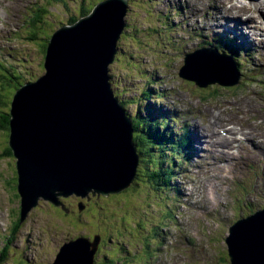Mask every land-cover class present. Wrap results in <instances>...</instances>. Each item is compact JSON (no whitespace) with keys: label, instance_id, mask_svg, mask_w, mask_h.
Masks as SVG:
<instances>
[{"label":"rangeland","instance_id":"1","mask_svg":"<svg viewBox=\"0 0 264 264\" xmlns=\"http://www.w3.org/2000/svg\"><path fill=\"white\" fill-rule=\"evenodd\" d=\"M101 1L11 0L8 9H11L12 17L10 15L8 19L5 18L7 10L5 13L0 9V29L7 27V31L0 35V64L6 70L0 68L2 126L6 120L2 113L9 114L10 101L16 89L45 72L42 64L45 53L41 46L44 39H49L61 26L71 25L69 21L72 18L78 20L81 14L88 11L89 14ZM124 1L125 27L117 41L114 61L109 66L111 87L131 118L150 114L160 122L163 117L167 120L165 125L176 135L174 145L178 154H172L174 147L167 144L156 149L171 160V164H162L163 167L172 166L171 178L163 189L159 188L161 185L152 184L147 171L142 168L144 161L139 154L137 174L130 187L105 196H90L89 200L94 203L92 210L78 220L40 199L26 218L18 222L20 197L16 190L15 157L8 144L9 131L0 126L2 264H51L63 242L77 235L91 238L96 234L101 241L93 257L94 264H228V257L227 260L224 257V238L228 235V228L237 219L264 207V196L255 195L256 191L264 192V172L258 173V167H248L239 159L231 173L227 170L220 172L226 177L230 175L220 184L221 179L213 173L210 174L215 178L211 179V175L204 177L194 173L195 168L196 171H205V166L214 168L206 163L208 157L203 148L193 158V153L183 149L184 146L177 141L185 131L199 134L198 124L203 126V133L208 136L212 133L218 140L215 131H228L231 128L227 125L229 120L244 126L242 134L252 130L247 128L248 125L257 128L260 125L257 134L264 136V48H257L256 42L248 44L254 45L252 50L241 44L237 47L231 44L234 48L240 47L233 53L239 62V77L234 84H222L232 80L226 78L222 83L200 86L181 78L178 70L184 54L201 46L199 41L202 40L195 46L187 43L198 34L201 36L199 26L203 29L208 24L205 21L194 23L192 19H185V15L191 11L194 18L200 12L202 20L204 11L200 5L205 4V0ZM34 5L38 10L37 19L32 21L35 14H31L27 25L21 27L19 20ZM83 10L85 12L81 13ZM239 11L240 7L236 9ZM244 13L242 11L235 16L248 17ZM257 13L264 14L263 11ZM236 20L238 25L235 28L238 29L243 23ZM220 25L219 18L215 25L208 27L218 29L219 26V31L226 33V27ZM214 33L211 36L213 45L216 42L218 46V38L232 43L216 30ZM213 36L215 42L212 41ZM148 103L153 106L151 111ZM259 108L261 113L256 114ZM212 113L218 117L213 119ZM212 121L216 123L209 126ZM40 123L43 125V121ZM237 123L234 124L239 128ZM235 147L240 151L238 141ZM9 150L11 155L6 157L3 153L8 154ZM230 157L220 155L223 162ZM259 157L260 166L264 167V154ZM173 158L177 162L173 163ZM147 165L150 168L149 162ZM245 169L249 170V175ZM199 194L204 196L202 199L214 198L199 201ZM249 195L252 197L250 201H258L256 207L254 203L248 207ZM123 254H127L125 258Z\"/></svg>","mask_w":264,"mask_h":264},{"label":"water","instance_id":"2","mask_svg":"<svg viewBox=\"0 0 264 264\" xmlns=\"http://www.w3.org/2000/svg\"><path fill=\"white\" fill-rule=\"evenodd\" d=\"M108 1L99 2L88 15L58 30L70 29L82 21L93 20L97 10ZM118 1L124 10L122 23L118 26L120 30L108 42H113L115 46L125 27V1ZM55 32L46 46L43 61L45 74L35 82L17 89L10 103L8 144L15 157L16 190L20 197L19 222L26 218L40 199L59 205V197L74 195L89 199L90 196H105L130 187L140 160L133 140L132 118L111 88L109 66L117 50L110 44L106 50L93 45L95 52L82 49L76 57L79 46L73 43L74 37L62 35L63 41H59ZM207 49L184 55L183 65L178 72L181 78L200 86L208 84L197 83L193 77L184 74L188 59ZM97 51L100 52L99 58L95 54ZM80 58L91 63L94 71L87 68L82 75ZM57 68L63 79L60 84H68L69 91L75 89L81 93L80 99L75 95L74 100L71 99L73 102L69 100L67 90L61 93L60 100H54L51 85ZM47 81L50 87L44 85ZM94 90L104 91V94L96 97ZM16 96L23 107H14ZM83 207L79 204V210ZM99 242L98 234L92 239L78 236L65 241L59 246L51 264H93ZM224 242L228 264H264V207L237 219L228 228Z\"/></svg>","mask_w":264,"mask_h":264},{"label":"bare ground","instance_id":"3","mask_svg":"<svg viewBox=\"0 0 264 264\" xmlns=\"http://www.w3.org/2000/svg\"><path fill=\"white\" fill-rule=\"evenodd\" d=\"M10 1L11 0H5V1L0 2V9H2L5 13L7 10V13H6L7 17H5L6 19H8V16H10V15L12 17V11H11V9H8ZM230 5H233L232 8H230ZM19 6H20V4H19ZM200 7L204 11V13L202 15V20H201V13L200 12H198L197 15L194 18H192L191 14H190L191 11L188 15H185V19H192L194 23H201L202 21H205L208 23L207 28L202 29V27L199 26L198 28H200L202 30V31H199L201 36H199V34H198L197 35L198 37H196L197 41L194 42V40L196 39L195 38L193 41L188 42L187 45L188 46H195V45H197L199 40H202V41H199V44L201 46L196 47L192 51L205 49V48H209V49L202 50L201 53L192 55L188 59V61L186 62L184 74L188 77H190V76L193 77L195 82L203 84V85L210 83V82L222 83L224 80H226V78H229V79L232 78V80L228 79L229 80L228 82L234 83L236 81V79L239 77V75H238L239 74L238 59L236 58V55L233 54V52H222L216 46L213 45V43L211 42V36L213 34H215L214 33L215 30L220 35L222 34V31H219V26L217 27L218 29H214V27L210 28L208 26H211V24L215 25L217 20L220 18L221 19V25L220 26H225L227 29V30H224V31H226V33L222 34V36L229 38L232 42H234L235 46L241 44V46L244 45L245 48L252 50V49H254V45H248V44H254V42H256L259 45V46H256L257 48H259L260 46H262L264 48V14L257 13V12H261V11L264 12V0H205V4H201ZM238 7H240V10L241 9H247V10H250L252 12L257 13V15L256 14H250V15H248V17L243 18L242 21H243L244 25L241 28L236 29L235 26L238 25V21L235 18L231 17V14L232 15L234 13L239 14L240 12H236V9ZM205 9H208L209 11H206ZM123 11L124 10H123V7L121 6L120 1L110 0V1L102 4V6L97 10V12H96L97 14L94 15L93 20L82 21L80 24H78L77 26H74L70 29L58 30L59 29L58 28L56 30V32H57L56 36H57L59 41H63V38L61 37L62 35L67 36L68 38L74 37V39H72L73 43L76 44L77 46H79L77 54H75L76 57L79 55V53L82 49L83 50H92V51L96 50L95 48L105 49L108 44H110L112 47L115 48V50H117V46H115V44L113 42H110V43H108V42H109V40L110 41L112 40V37L114 36L116 31L120 30L118 28V26L120 25V23H122L121 22V15H122ZM228 13H230V15H228ZM240 18H239V20H240ZM257 18L262 20L263 24H261L260 23L261 21L257 20ZM6 31H7V27L0 29V35H1V33L6 32ZM49 39H48V43H49ZM64 41H66V40H64ZM212 41L215 42L214 36L212 37ZM75 42H77V43H75ZM223 42H225V40ZM48 43H47V45H48ZM93 45L96 47L94 48ZM204 45H207V46H204ZM68 49L69 48H66V50H68ZM51 50H52V46L50 48V51ZM192 51H190V52H192ZM48 52H49V50H48ZM190 52H188V53H190ZM95 54L98 55V54H100V52L97 51V53H95ZM95 54H93V55L95 56ZM97 57L99 58V55ZM192 58L197 60V62L194 61ZM48 59H49V57H48ZM79 60L82 63L81 64L82 65L81 73L82 72L84 73L87 68L94 71L91 63L86 62L87 60L86 61L82 60V58H80ZM43 61H44V58L42 60V64H43ZM93 61H91V62H93ZM183 61H184V59H183ZM98 64L100 66V63H98ZM205 64H206V66L202 67ZM47 65L51 66V64H49V63H47ZM182 65H183V63H182ZM182 65L180 66V68L182 67ZM100 68H101V66H100ZM180 68H179V70H180ZM53 70H54V67H53ZM179 70H178V72H179ZM83 73H82V75H83ZM44 74H45V72H44ZM234 75L236 77L235 79H233ZM40 76H42V75H40ZM53 77H54V80L52 82L51 87L53 88V91H54L53 96H54V100L56 101V100H60V98H62L61 93L66 92L69 89L70 85L66 84L65 86H62L60 84L63 79H62L61 73H60L58 68L55 70V76H53ZM36 80L26 82L25 84L35 82ZM44 83H43L44 85L50 87V83L48 81L44 82ZM25 84H23V85H25ZM23 85H21V86H23ZM20 87H18V89ZM90 89H92V88H90ZM93 92H95L96 97H100V96L102 97V95L104 94V91H99V90H94ZM80 94L81 93H77L75 89H73L71 91H69V90L67 91V96L69 97V100H71V99L74 100L73 97L75 95H78V98L80 99L81 98L79 96ZM73 100H71V101L73 102ZM11 102H12V100H11ZM20 102H21L20 98L18 96H16V98L13 101L14 107L15 108L23 107V105L20 104ZM31 103H32V101H30V107L29 108L32 107ZM67 103H69V102H67ZM253 106H255V105H253ZM61 107L62 106L60 104L59 108H61ZM59 108L57 107V110ZM230 110H231V108H230ZM201 111H203V110L201 109ZM256 112H257L256 114L261 113V109L260 108L257 109ZM239 114L240 113H238V115ZM70 115H71V113H70ZM211 117L214 119V118L218 117V114L212 113ZM60 118H61V116H60ZM215 123L216 122L212 121L208 125L212 126ZM234 123H237V122L229 120V123H227V125L229 124L231 126V128H228V131L226 129H224L225 133H222L220 131L219 132L215 131L218 140L214 137V135L212 133H210L209 136L206 135L205 133H203L204 128L200 124H198L199 134H197V133L193 134V133H191V131H189L190 137L192 139V145L189 149H187V151L192 152L193 158H194L195 155L200 153V151L202 150L201 148H204V151L206 152V156L208 157V161L206 160V163L209 165H212V167H214L212 169L211 167L205 166L206 167L205 171H196V168H195V170H194L195 174L203 175L205 177L206 175H211L210 173H213L216 177L221 179L220 184H223V182H225L230 175L228 177H226V175H222V174H220V172L227 170V173H231V168H233V170L236 169V167H234V165L239 162L238 161L239 159H242L241 163L242 164H243V162L246 163V165L248 167H251V168H253L254 166L258 167V173L260 171L264 172V167L260 166L261 159L259 157L262 154H264V136H259L257 134L258 128L261 126L259 125V127L257 128V126L248 125L247 128H251L252 130L248 134H242L241 132H242V128L244 126H241L239 123H237V124H239V128H237L235 126L236 124H234ZM246 124H248V123H246ZM236 141H238L240 144V147H241L240 151H239V149H236V147H235ZM225 154H227L228 156H231V157L229 158V160L223 162L220 158V155L225 156ZM171 155L172 154H170V156ZM203 159H205V157ZM104 161H105V159H104ZM112 161H113V158H112ZM112 163L114 165V162H112ZM113 165L111 167H113ZM245 173L249 175V170L245 169ZM211 178H215V177L213 175H211V177L209 179H211ZM258 189L259 188L255 189V190H258ZM214 195L217 197L216 189H215ZM255 195L263 197L264 192L256 191ZM248 197H249V199H248L249 207H250V203H254L255 207H256V205L258 204V201L257 200L250 201V198H252L251 195H249ZM213 198L214 197L205 198L202 200H209L210 201ZM253 208L254 207H251V209H253ZM77 237L78 236H75V238H77ZM262 249L264 251V246Z\"/></svg>","mask_w":264,"mask_h":264},{"label":"trees","instance_id":"4","mask_svg":"<svg viewBox=\"0 0 264 264\" xmlns=\"http://www.w3.org/2000/svg\"><path fill=\"white\" fill-rule=\"evenodd\" d=\"M36 8H37V6L34 5V6L29 7L28 10L25 11V14L19 20L21 25H22L21 27H24L27 25V20H28L27 18H30L31 14H35V17L32 18V21H35L37 19L38 13H36V12H38V10ZM83 12H85V11L83 10L81 13H83ZM88 12L81 14L80 17L85 16L86 14H88ZM76 20H77V18H72L69 21V24L74 23ZM47 42H48V39H44V41L41 44L43 53H45V51H46ZM225 45L230 47V44L227 43L226 41H225ZM231 51H229V52H231ZM232 52L236 53L237 51H232ZM0 68L5 70L4 66L2 64H0ZM12 98H13V95H12ZM12 98H11V100H12ZM10 103H11V101H10ZM152 107L153 106H151L150 103H148V110L149 111L152 110ZM125 112H126V110H125ZM6 113H4V112L2 113L4 115H6L5 124L3 126L0 124V126L2 128L8 129L9 114H6ZM166 121L167 120H165V117H163L162 122L155 120L153 117H151L150 114H147L144 117L138 115V116L132 118V123H133V127H134V134H135L133 140H134V143L137 147L138 154H140V156L142 155V160L144 161V166H142V168H143V170L147 171L148 180L150 182H152V184L161 185V187H159L161 189H163L165 187V185L169 182V180L171 178L172 166H170V167H163L162 166V164L166 163V162L171 164V160L168 157L166 158V156H168V155L161 154V151H158L156 148H159L160 145H162V144H167V145L171 146V148L174 147V150L171 151L172 154H176V155L178 154L176 149H175V147H177V146L174 145V142L176 140V138H175L176 135L173 134V131L169 128L168 125H165ZM181 135L182 136L177 138V141H180V145L184 146L183 149H185L187 151V149H189L191 147V143H192V139H190V137H189L190 132L185 131ZM10 153H11V151L9 150L8 154H6V153H3V154L6 157H8L11 155ZM169 156H170V153H169ZM175 161L177 162V160L174 159L173 163ZM147 162H149L150 168H147L148 167ZM202 198L203 197H199V201L202 200ZM13 230H14V228H13ZM11 239L12 238H9L8 240H11ZM105 253L108 254L106 251H105ZM126 255L127 254H123V258H125ZM224 257L227 260V254ZM112 260L113 259H111L110 261L112 262ZM3 261H4L3 258H0V264H2ZM97 264H103V262L102 263L97 262Z\"/></svg>","mask_w":264,"mask_h":264},{"label":"flooded vegetation","instance_id":"5","mask_svg":"<svg viewBox=\"0 0 264 264\" xmlns=\"http://www.w3.org/2000/svg\"><path fill=\"white\" fill-rule=\"evenodd\" d=\"M59 203H60L59 205H54L52 203L50 204L56 207L57 209H59L60 211H62L66 216H72L75 220H78V218L81 215L86 214L88 211H91L92 206L94 204L93 202H91V199L89 200L86 198H80L74 195H70L67 197H59ZM79 204H82L84 206L83 209L79 210ZM77 236H83V235H77ZM90 237L91 238L89 237L87 238L92 239V236ZM74 238H71V239H74ZM100 241H101V237H100ZM93 264H94V258H93Z\"/></svg>","mask_w":264,"mask_h":264},{"label":"clouds","instance_id":"6","mask_svg":"<svg viewBox=\"0 0 264 264\" xmlns=\"http://www.w3.org/2000/svg\"><path fill=\"white\" fill-rule=\"evenodd\" d=\"M9 121V120H8ZM8 131H9V125H8ZM8 136H9V134H8ZM16 181H17V179H16ZM18 222H19V218H18Z\"/></svg>","mask_w":264,"mask_h":264}]
</instances>
